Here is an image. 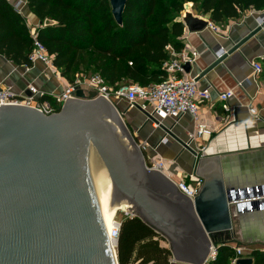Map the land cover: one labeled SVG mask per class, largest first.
I'll return each instance as SVG.
<instances>
[{"label": "water", "instance_id": "1", "mask_svg": "<svg viewBox=\"0 0 264 264\" xmlns=\"http://www.w3.org/2000/svg\"><path fill=\"white\" fill-rule=\"evenodd\" d=\"M126 1L109 0L119 25ZM191 7L184 5L182 23L200 32L207 21L194 16ZM256 21L229 48L212 51L214 60L206 68L186 63L185 71L197 66L202 77L223 65L264 29V13ZM53 23L44 20V25ZM73 94L50 115L29 106L0 105V264H119L100 215L101 209L110 222L117 208L166 236L175 260L202 264L210 244L223 239L250 249L235 264H253L254 243L264 245V211L237 205L240 243L228 202L235 198L230 190L264 187V149L193 158L191 166L203 183L190 200L161 173L148 170L113 102L94 90ZM159 128L181 151L195 154L171 128Z\"/></svg>", "mask_w": 264, "mask_h": 264}, {"label": "trees", "instance_id": "2", "mask_svg": "<svg viewBox=\"0 0 264 264\" xmlns=\"http://www.w3.org/2000/svg\"><path fill=\"white\" fill-rule=\"evenodd\" d=\"M40 21L38 39L68 81L77 73H99L109 86L127 82L146 86L166 78L167 46L182 47L179 20L186 3L216 24L244 11L264 9V0H127L117 24L109 0H25ZM45 19L53 24L44 25ZM33 39L26 19L8 0H0V55L29 65ZM147 163L148 160L146 159ZM167 239L139 216L123 217L116 246L119 264H169ZM218 239L217 243H223ZM225 243L210 264H229L235 252ZM253 264H264V250L253 249Z\"/></svg>", "mask_w": 264, "mask_h": 264}, {"label": "built area", "instance_id": "3", "mask_svg": "<svg viewBox=\"0 0 264 264\" xmlns=\"http://www.w3.org/2000/svg\"><path fill=\"white\" fill-rule=\"evenodd\" d=\"M192 4V3H190ZM185 9L180 13L179 20L182 22ZM207 21V27L212 29L215 33L220 31V27L211 21L209 16L203 15ZM38 29V28H37ZM186 28L184 26L182 34L185 36ZM178 37L182 41L184 36ZM30 35L33 39V49L29 54V65H20L25 71H28L36 63H42L45 67V73L56 78L62 85L59 92H49L38 88L33 84H28L24 89L15 91L14 85L8 83L5 79H0V105L12 104L23 105L34 108L42 114L50 115L57 112L64 104L67 97L73 98L76 89L94 90L98 97H103L112 102L111 97H117L121 103L124 102L129 108H137L144 115L146 121L152 124L154 129H159V125L163 124L167 128L173 127V124L179 121L184 115H190L194 122V128L188 133L187 139L184 141L195 154H191L193 158H199L206 155L209 137L215 130L207 118L201 111L202 104L211 101L210 91L208 87L199 85L197 77L189 74L184 69V64L189 63L193 65L199 53L187 45H182L179 50L173 46H167L168 58L163 61L162 67L166 72V78L157 83H151L146 86H141L137 83L127 82L119 85L117 88L109 86L104 78L99 73L85 74L77 73L73 81L65 79L60 70L53 64V58L48 54L45 45L38 39L37 30H30ZM222 53V52H221ZM250 65L253 68L254 74L262 71V65L258 60H252ZM239 87L242 83H237ZM26 90L29 92L26 93ZM233 96V91L227 89L217 93V101L220 109L224 113H230L232 106L230 99ZM115 105V104H114ZM150 108V109H148ZM248 113L253 118H258V111L252 107H247ZM170 121L172 124H167ZM159 140V144H166L168 141L174 140L164 131ZM139 148L144 153L148 163L146 165L148 170H156L171 181L179 192L193 200L199 193L203 183V179L197 176L194 171L186 172L175 159L167 160L158 153L149 154V143L146 141L138 142ZM156 150V146L152 147ZM230 195L234 199L229 200L228 205L232 213V218L237 219V205L248 204V208L256 207L264 211V187L260 189L258 185L245 186L242 189L237 188L235 192ZM123 212V217H132L135 213L119 210ZM121 218L115 215L113 218V225L108 232V238L111 247L116 250L118 237L120 233ZM225 243L210 244L209 252L202 264H210L216 259L218 247ZM235 254L230 259L229 264H235L238 257L247 255L244 253L240 245H230Z\"/></svg>", "mask_w": 264, "mask_h": 264}, {"label": "crops", "instance_id": "4", "mask_svg": "<svg viewBox=\"0 0 264 264\" xmlns=\"http://www.w3.org/2000/svg\"><path fill=\"white\" fill-rule=\"evenodd\" d=\"M8 1L26 19L29 29L37 30L40 21L29 10L26 1ZM191 12L194 16L203 18V14H200L197 9ZM263 13L264 9L246 10L239 17L230 19L218 33L209 27L200 32H190L186 29V35L182 34L183 40L178 41L199 53L196 63L199 68L204 69L214 60L212 51H215L219 46L223 49L229 48L231 42H236L247 34L249 26L253 27L260 14ZM252 60H258L262 65V71L257 75L254 74L250 65ZM196 67L194 66L189 74L197 77L200 86L209 88L211 101L202 104L201 111L208 122L215 127L206 143L205 156L219 155L225 158L232 157L237 153L264 149V29L257 37L251 38L239 50L229 55L223 65L216 67L205 76H199V70ZM45 70L42 63H36L28 71H25L22 66L15 65L0 55V79H5L8 76L6 81L15 86V91L26 88L28 84H33L45 91L59 92L62 85L56 78L45 73ZM237 83H242V86L239 87ZM227 89L233 91V96L230 99L232 106L230 113L222 112L217 101V93ZM248 106H252L258 111V118L249 115ZM119 110H121L137 142L146 141L149 143V154L158 153L167 160L175 159L176 163L186 172L194 171L191 166L193 156L188 151H181V146L175 140L159 144L163 135L162 130L154 129L137 108H129L126 103L122 102ZM167 124L172 123L168 121ZM193 128L192 117L184 115L173 124L172 131L185 141ZM154 146H156L155 151L152 150ZM164 237L167 239L166 236ZM162 244L170 249L168 239ZM241 247L244 253L250 250ZM169 264L192 263L175 260L171 251Z\"/></svg>", "mask_w": 264, "mask_h": 264}, {"label": "rangeland", "instance_id": "5", "mask_svg": "<svg viewBox=\"0 0 264 264\" xmlns=\"http://www.w3.org/2000/svg\"><path fill=\"white\" fill-rule=\"evenodd\" d=\"M191 9L194 11L195 10V8H193V7H191ZM191 10V11H192ZM221 29H223L224 27H225V25L223 24V25H221V24H217ZM111 99H112V102L115 104V106L117 107V109L119 110V108H120V104H121V101L117 98V97H115V96H112L111 97ZM148 109H150V108H148ZM119 112H120V114L122 115V117L124 118V116H123V114H122V112H121V110H119ZM142 114V113H141ZM143 115V114H142ZM144 116V115H143ZM145 118V117H144ZM124 120H125V118H124ZM126 122V121H125ZM172 160V159H171ZM116 216H117V218H122L123 217V212L122 211H117V213H116ZM233 224H234V232H235V236H236V239L240 242V243H242V234H241V232H240V230H239V227H238V221H237V219H233ZM249 245H252V244H249ZM253 246H256V247H258V249H261V250H264V245L263 244H260V243H254V245Z\"/></svg>", "mask_w": 264, "mask_h": 264}, {"label": "bare ground", "instance_id": "6", "mask_svg": "<svg viewBox=\"0 0 264 264\" xmlns=\"http://www.w3.org/2000/svg\"><path fill=\"white\" fill-rule=\"evenodd\" d=\"M98 205H99V204H98ZM99 208H100V207H99ZM119 210H124V209H121V208H117V209H115L114 214H113V216H112L110 222H108L107 217L102 213V211H101V209H100V215H101V218H102V220H103V222H104V224H105V227H106L107 231H110V230H111V227H112V225H113V218H114V216L116 215L117 211H119Z\"/></svg>", "mask_w": 264, "mask_h": 264}]
</instances>
